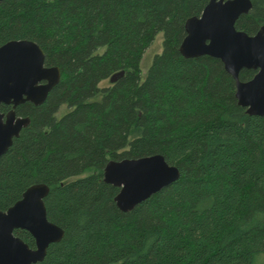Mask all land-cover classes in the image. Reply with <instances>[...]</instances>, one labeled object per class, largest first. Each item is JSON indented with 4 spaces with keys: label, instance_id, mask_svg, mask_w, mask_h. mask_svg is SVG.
I'll return each instance as SVG.
<instances>
[{
    "label": "trees",
    "instance_id": "16d2710c",
    "mask_svg": "<svg viewBox=\"0 0 264 264\" xmlns=\"http://www.w3.org/2000/svg\"><path fill=\"white\" fill-rule=\"evenodd\" d=\"M250 1L235 28L253 35L264 0ZM207 2L0 0V46L34 41L60 70L43 103L15 108L30 121L0 157V210L43 183L47 218L64 231L35 264H251L264 252V116L239 105L219 59L179 50L186 20ZM159 32L162 51L141 78ZM255 73L242 69L239 79ZM153 154L179 178L119 210L106 163ZM14 234L35 247L26 230Z\"/></svg>",
    "mask_w": 264,
    "mask_h": 264
},
{
    "label": "water",
    "instance_id": "95a60500",
    "mask_svg": "<svg viewBox=\"0 0 264 264\" xmlns=\"http://www.w3.org/2000/svg\"><path fill=\"white\" fill-rule=\"evenodd\" d=\"M251 7L250 0H208L200 16L186 20L179 50L186 58L207 55L219 59L235 80L239 105L264 116V27L253 35L235 28L239 16ZM242 69L256 73L241 81ZM122 74L113 75L110 82ZM59 80V68L45 65V53L36 42L10 40L0 46V104L12 107L6 114L0 112V157L30 121L17 115L15 108L26 101L40 105ZM179 175L178 167L168 164L161 154L110 160L103 169L104 182L119 187L114 201L123 212L171 185ZM47 193L45 184H33L13 205L0 210V264L40 262L49 245L62 239L63 229L47 218ZM16 229L29 232L35 247L16 236Z\"/></svg>",
    "mask_w": 264,
    "mask_h": 264
},
{
    "label": "rangeland",
    "instance_id": "374dc122",
    "mask_svg": "<svg viewBox=\"0 0 264 264\" xmlns=\"http://www.w3.org/2000/svg\"><path fill=\"white\" fill-rule=\"evenodd\" d=\"M162 51V33L159 32L155 39L153 40L152 44L145 50L143 57L140 62L141 68V78H143L147 72L148 67L150 66L152 59L156 53H160ZM110 80H102L99 83V87L108 86ZM103 96L102 92L97 93L94 97L96 100H100ZM66 111V107H63L59 111V115ZM251 264H264V252H259L254 255L253 262Z\"/></svg>",
    "mask_w": 264,
    "mask_h": 264
}]
</instances>
